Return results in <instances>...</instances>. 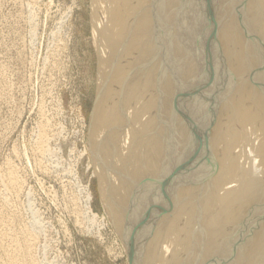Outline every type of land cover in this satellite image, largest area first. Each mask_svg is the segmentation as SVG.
I'll use <instances>...</instances> for the list:
<instances>
[{
    "label": "bare ground",
    "instance_id": "6f19581e",
    "mask_svg": "<svg viewBox=\"0 0 264 264\" xmlns=\"http://www.w3.org/2000/svg\"><path fill=\"white\" fill-rule=\"evenodd\" d=\"M91 11L89 150L131 264H264V0H91ZM48 142L40 134L44 157ZM8 201L4 264H36L38 233L7 231Z\"/></svg>",
    "mask_w": 264,
    "mask_h": 264
},
{
    "label": "rangeland",
    "instance_id": "374dc122",
    "mask_svg": "<svg viewBox=\"0 0 264 264\" xmlns=\"http://www.w3.org/2000/svg\"><path fill=\"white\" fill-rule=\"evenodd\" d=\"M0 3V209L7 198V231L20 239L25 229L38 233L36 264H131L89 150L99 71L91 0ZM43 133L46 157L36 147ZM9 170L21 182L16 191L8 190Z\"/></svg>",
    "mask_w": 264,
    "mask_h": 264
}]
</instances>
